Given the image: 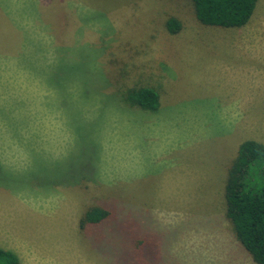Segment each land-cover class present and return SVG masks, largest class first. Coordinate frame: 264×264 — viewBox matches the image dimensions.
<instances>
[{
    "label": "rangeland",
    "instance_id": "1",
    "mask_svg": "<svg viewBox=\"0 0 264 264\" xmlns=\"http://www.w3.org/2000/svg\"><path fill=\"white\" fill-rule=\"evenodd\" d=\"M140 86L156 111L124 100ZM244 140L264 145V0L234 28L191 0H0V249L20 264H256L225 216ZM91 206L111 215L83 230Z\"/></svg>",
    "mask_w": 264,
    "mask_h": 264
},
{
    "label": "trees",
    "instance_id": "2",
    "mask_svg": "<svg viewBox=\"0 0 264 264\" xmlns=\"http://www.w3.org/2000/svg\"><path fill=\"white\" fill-rule=\"evenodd\" d=\"M195 17L203 25L222 28L244 26L251 18L258 0H191ZM166 30L177 33L180 22L169 18ZM124 100L142 110L159 108L158 92L152 87L126 89ZM84 177V180L88 179ZM225 216L236 241L256 264H264V145L255 140L242 141L237 149L225 183ZM111 211L103 206H91L79 221L81 229L105 223ZM144 239V238H142ZM138 239L139 248L144 241ZM139 249V250H140ZM151 261V260H149ZM0 264H20L16 255L0 249Z\"/></svg>",
    "mask_w": 264,
    "mask_h": 264
}]
</instances>
